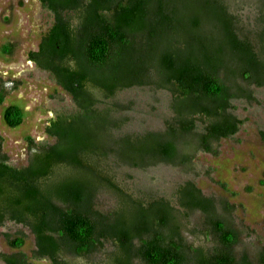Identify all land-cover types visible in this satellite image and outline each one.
<instances>
[{"label": "trees", "instance_id": "16d2710c", "mask_svg": "<svg viewBox=\"0 0 264 264\" xmlns=\"http://www.w3.org/2000/svg\"><path fill=\"white\" fill-rule=\"evenodd\" d=\"M39 1L54 20L29 58L53 74L76 110L50 120L45 130L52 143L26 137L25 166L0 155V226L6 219L27 226L35 257L54 264H79L64 254L86 261L80 264H264V240L254 258L237 256L241 231L216 215L215 201L193 182L178 186L177 207L164 197L135 198L99 168L109 156L131 167H189L197 151L215 153V143L239 130L243 120L233 101H252L253 87L264 88V0H257L250 24L228 0ZM141 86L171 94L164 128L99 140V132L119 130L126 121L117 114L127 107L111 99ZM3 97L1 91L0 103ZM23 112L9 104L2 119L16 127ZM63 168L75 174L49 184ZM102 192L115 199V208H97ZM193 211L205 215L195 228L206 245L185 236ZM7 242L19 248L24 238L7 236ZM98 254L102 259L94 260ZM1 256L6 264H38L20 251Z\"/></svg>", "mask_w": 264, "mask_h": 264}, {"label": "rangeland", "instance_id": "374dc122", "mask_svg": "<svg viewBox=\"0 0 264 264\" xmlns=\"http://www.w3.org/2000/svg\"><path fill=\"white\" fill-rule=\"evenodd\" d=\"M228 3L232 9H238L244 23L254 21L257 0H228ZM53 20V13L39 0H0V93L4 92L0 103V155H5L7 163L15 167H23L28 162L27 136L38 144L52 143L54 138L45 130L50 120L76 110L71 95L57 84L53 74L28 55L29 51L38 49L42 35ZM72 22L78 25L80 19L73 18ZM5 45L11 48L10 52L3 51ZM253 95L252 101H233L234 114L243 120L239 130L215 143V153L197 151L189 167L168 163L131 167L119 165L113 156H109L99 168L104 173L110 171L116 182L135 198L146 201L164 197L175 206L178 186L193 182L205 196L215 201L216 215L222 220L230 219L232 226L241 231L234 247L237 256L247 254L254 258L264 240V141L260 134L264 131V88L253 87ZM170 101L169 91L151 86L118 92L111 102L127 107L117 114L124 116L126 121L119 130L99 132V140H106L108 133L118 137L127 132L163 129L164 120L171 115ZM107 102H102L101 106ZM9 104L19 105L24 111L23 121L16 127L7 126L2 119L3 109ZM190 148L185 145V152ZM73 174L69 168L57 170L48 183ZM2 202L3 199L0 206ZM116 206L115 199L107 193L98 195L97 208L102 212ZM226 208H229L228 213ZM204 219L202 212L193 211L185 221L189 227L185 236L194 245H206L204 235L198 233ZM192 229L197 231L194 233ZM7 236H22L24 243L19 248H12ZM35 248L34 235L27 226L9 219L0 226V264H6L1 254L14 251L22 252L38 264H54L48 257L37 259ZM61 258L86 263L69 254ZM94 258L101 260L102 255Z\"/></svg>", "mask_w": 264, "mask_h": 264}]
</instances>
